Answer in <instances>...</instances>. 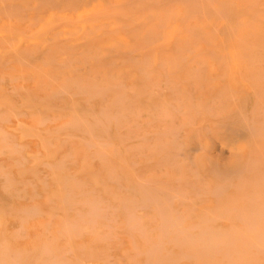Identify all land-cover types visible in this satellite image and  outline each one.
I'll use <instances>...</instances> for the list:
<instances>
[{
    "label": "rangeland",
    "instance_id": "1",
    "mask_svg": "<svg viewBox=\"0 0 264 264\" xmlns=\"http://www.w3.org/2000/svg\"><path fill=\"white\" fill-rule=\"evenodd\" d=\"M138 1H0L2 4L4 2L8 8V10H5L7 13L3 9L0 10V121H2L0 122V127L4 133H7L6 136L10 138L5 139V136H3L4 141L9 142V144L12 142L10 145L6 142L4 143L2 139V143L0 142V149H2L0 150V168L2 169L0 176L3 172L9 173L10 171L8 175L11 178V182L8 185L4 182L3 177H0V211L3 213L0 217L2 219L5 217L3 219L5 224L4 234L3 237L0 236V240L5 239L9 242L11 248L24 251L27 254V262L30 264H36L37 258L34 255L38 252L42 242L50 241L51 239H53L59 251H66L68 248L71 250L73 247V251L66 254V257L76 263L79 262L77 264H100L101 262L103 264H152L145 262L146 254L142 251L147 246L145 238L139 234L138 230H136L137 232L135 230L131 232L132 229L129 227V229H126L127 219L125 220V217L127 218V216L124 215L126 210L124 211L123 208L124 202L132 197H134L132 198L133 200L140 201L139 204H144L141 202V199L143 200L144 198V189L150 193L157 191L161 198H163V195L164 197L168 194L170 195L171 191H166L167 188L171 190V187H174V190L182 189L181 191H186V194L188 193L185 195L187 201L178 200L179 198H174L173 202L172 200L169 201L173 203H169L172 205V208L170 206L171 209L175 210L177 208V210L182 211L180 213H183L185 217L183 222L185 226L197 225V227L206 228L211 226V228L221 231L223 229V232H230L237 237L244 232V228L242 221H239L240 218L236 217L238 214L236 211H239L240 208H250L252 204L249 201L250 199H247L249 198V193L256 189H261L264 192V135L251 138L244 137V139H242L243 137H236L234 141V137L226 129V124L231 123L237 126L241 125V123L243 124L241 120L244 118L240 116L241 114L248 116L257 125H260L258 124V122L261 123L260 121L264 123V84L263 86L261 84L264 83V28H261L264 27V0H215L217 2L208 0L211 7L207 0H198L196 2H194L195 0H189V3H186L187 1H184V3L181 0H175V2L174 0ZM134 2L135 5H132ZM193 3H200V7L198 5L195 6L196 4ZM212 3H215L217 7L212 8ZM253 4L256 5L253 6ZM50 5L52 6L50 7ZM221 6L226 7L227 11L230 10L228 15L221 16L217 12V9H220ZM214 9L216 15H214ZM256 10L258 12L262 11L261 14L263 15L257 13ZM169 13H173L174 16H172L173 14H171L172 17L168 16ZM175 13L176 15L179 13V15L176 16ZM194 13L195 15H193ZM189 15L191 17L194 16L195 19L193 20L194 17L189 18ZM9 17L10 19H8ZM171 18L175 19L172 21ZM236 22H238L237 26H235L237 30L233 29ZM163 29L165 30L162 31ZM244 32L246 33L245 35ZM145 34L147 37L144 36ZM71 60L72 63L70 64ZM68 63L70 68H68ZM143 70H145V73H150L149 75L147 73L149 78H146ZM61 71H63L62 74ZM1 78L4 82L1 81ZM99 79H102L104 83L101 80L99 81ZM114 85H120L121 87L114 88ZM130 86H134V92L133 90L132 92L130 91ZM102 87V90H107L105 92L101 91L100 88ZM98 89L101 92L99 94L96 93L97 96L95 97L94 94L98 92ZM89 91L92 96L88 95ZM68 93H70V96ZM177 93H180L179 96H177ZM121 94H125L122 96V100ZM174 97H176L175 102ZM177 99L179 101L177 102L178 106L182 107L181 110L177 107ZM112 100L114 103H119V105L118 103L115 105L118 109L113 106L114 103L113 105L110 103L113 102ZM254 100L257 102L256 104ZM171 102L173 105H171ZM210 105H212L210 108L212 110L209 109ZM103 107H105V110ZM154 107L159 108L154 109ZM165 107L168 108L166 110L171 114L167 115L168 117L165 114L166 119L163 114ZM101 108L106 112L110 111V115L118 111L121 115L128 117L125 116L126 118L124 119L122 117L118 119L111 117L115 120L110 119L111 122L109 120L110 126L108 127L109 124L107 125V123L109 122H105L106 117L104 120V115L102 118V113L99 114V111L101 112L102 110ZM180 111L182 114H180ZM78 114L79 116H77ZM94 114H97L96 117L98 116L99 119H95ZM92 115L98 121L90 118ZM117 115L119 116V114ZM76 116L81 117L82 121L80 122L82 123H84L86 116H89L86 119L90 121V124H87V120H85L86 124H78ZM1 118L4 120H1ZM74 118H76V122H73ZM100 119L105 124V127L101 125ZM69 121L72 124L67 126ZM179 124L182 126L179 127ZM84 125L88 126L85 128ZM89 125L91 126L90 130ZM134 125H136V128ZM137 125H139V128ZM64 126H67V129ZM174 126L175 128L177 127L176 132L174 131ZM106 127L108 130H106ZM154 127L158 128L159 132ZM171 127L174 129L171 130ZM167 129L170 130L168 131ZM1 130L0 132H2ZM208 130L209 132H207ZM138 131L141 133H138ZM167 131L171 132L172 135L167 134ZM161 132H165L167 136L165 133L161 134ZM4 133L0 134V138ZM84 133L86 134L84 135ZM91 133H93L92 137ZM66 135H73V137H66ZM93 135L95 136L94 138ZM144 137L146 140H144ZM49 138L51 139L49 140ZM175 138H177L176 141ZM42 139H44V142L41 141ZM84 139H87V141ZM89 140L111 142L103 145L104 147L112 145L107 146L103 151V148L87 143ZM164 141L168 143L166 144ZM170 141H172V144H169ZM159 142L165 146H162ZM180 142H182V149H180ZM248 142L249 146L247 145ZM158 143L161 146H158ZM1 144L5 149H3V146L1 147ZM91 145L93 148H91ZM137 145H141V148H138ZM15 146H17L16 150L14 149ZM206 146L207 148H205ZM174 149L176 150L175 153ZM250 149L251 151L255 150L257 156L254 152V154L251 153ZM10 150L13 152L12 154L9 152ZM14 150L18 151L20 156L19 154H14L16 153ZM69 151L71 153L67 156ZM103 152L107 157H102ZM177 152L179 155L180 153L184 155L181 154L179 156ZM175 154L178 157L174 160ZM248 154L249 160L247 161ZM98 155L101 156V159L105 158L106 161L104 159L100 161ZM257 157L260 159H256ZM24 158H26L25 162ZM124 160L127 164H125ZM17 161L25 163V165L22 166L23 164ZM131 161L137 164L129 167L134 164ZM201 161H203V165ZM246 161L251 163L246 167V170L245 167L243 168L239 180L234 177L232 185H228L227 190L225 188L226 193H224V190V194L222 193L221 196L215 195L216 184L222 182V178H217L220 177L217 174V169L225 170L236 165H244ZM198 162L202 166L198 165ZM159 163L163 165L160 166ZM49 164L52 166L56 165V168L53 169L54 166L51 170L52 166ZM122 164H125V168ZM57 165L62 169H59ZM198 166L202 168L200 169ZM127 167L132 170L129 169L127 171ZM132 171L133 173H131ZM63 175L67 176V180L69 179V181H66L67 184ZM108 176H111L110 180H108ZM118 176L121 179L114 180ZM134 176H138L141 181L156 182L157 186L150 184L152 187L155 186L159 189L152 188V190L150 187L151 192L148 189L149 186L146 187V184L144 185L145 188L142 187L143 184L140 187V181ZM147 176L149 177L148 179H146ZM193 176H197V178ZM94 177L97 178V183L102 184L98 185ZM176 178L178 181H176ZM38 179L43 182L47 181L46 184L44 183L45 187L41 186L44 184ZM58 180H60L59 183L56 182ZM111 180L113 181L111 182ZM117 182L128 189H124V187L118 188ZM64 184L67 186V190H72L71 197H73L69 199L71 205L69 202L66 203L63 198V195H65ZM94 184L98 186L95 187ZM160 186H163L162 188L166 187L164 188L165 190H161V192ZM190 186H194V189ZM108 188L109 190L107 191ZM197 188L201 189L196 190L199 198L195 196L196 192H194ZM203 189L207 192H204ZM100 190L101 193L99 192ZM209 190L215 196L210 195ZM104 191L106 194L103 193ZM200 193H205L206 195L203 196ZM101 195L102 197L105 196L103 198L109 201V204L103 205L107 202L102 197H98ZM61 197L63 201L60 200ZM115 197L118 200L115 201ZM120 198H124L121 199L124 201L123 207L121 206L122 201L119 202ZM189 198L194 201L191 203L192 200H189ZM216 198L218 200L217 203L215 201ZM93 199H99L100 202L104 200V203H100V206L102 208L106 207V210L109 209L107 205L114 207L110 208L107 214L105 208H103L101 216L105 214L108 218H116L117 221L113 219L116 222L115 224L113 220L110 223L116 229L104 227V225L107 226L108 219L105 221L103 216V218L100 216L101 219L98 216L94 225L98 234L92 232L94 228L90 227V224L85 223L84 231L82 230V233H78L81 234L78 237L75 235V237H69V240L67 236L64 238V236L59 235L57 231L60 233L61 227L65 222L63 219L78 218L77 213L80 210V213L87 211L89 209L87 202ZM67 204L70 207L66 206ZM150 205L145 204L142 207L141 205L136 207L135 214L141 217L139 219L142 225L146 226L145 229L148 235L156 236L160 218L156 214L155 204L151 203ZM115 206L118 208L117 212H115ZM145 206H149L151 209ZM32 207L38 208L40 212L39 214L36 213L37 210L35 212L37 216L34 215L30 218L31 215L28 214L29 216H26V213L22 211L25 212ZM63 208L67 209L68 213ZM70 209L73 211H69ZM108 212L115 213L113 215L111 213L112 216H110ZM214 212H217L221 218L217 215L219 219L215 221L216 216L210 214ZM147 214L150 216L154 214L155 217H148L149 215ZM204 217L205 219H203ZM20 218L25 221H20ZM207 219L208 221H206ZM20 224L23 225L22 230H24L17 237L18 232L16 231ZM150 227L154 228L155 231L150 230ZM45 228L50 234L47 231L45 232ZM108 230L115 237H104L105 239L111 238V241L109 239L104 241L105 239L103 236L100 237V234L104 235ZM129 230L130 232H128ZM93 233H95L96 237L99 235L100 239L95 238ZM129 233L134 234H131L134 240L129 236ZM67 240L68 243L66 244ZM133 242L135 245L138 244L139 249H142L143 254L141 256L138 251L133 250ZM82 243L83 245H81ZM237 243L242 248L241 241L239 240ZM144 244L146 245L145 247ZM32 247L37 250L34 251L35 248L33 249ZM166 247L167 251H171H168L167 257L164 258V261H166L163 264H171L172 262V264H210V262L228 264L226 257L218 251L216 252L217 254L200 256L201 258L199 256V258L191 257L190 260L183 257V260L180 256L182 248L179 250L172 243ZM185 248L189 249L190 246ZM242 249L246 259L244 262L247 264H264V254L259 253L257 255L250 250ZM32 253L34 254L32 255ZM169 253H171L170 257ZM135 254H138L137 256L139 257L137 258ZM133 255L135 256V262L132 261L134 259ZM31 256L32 259H30ZM130 256H132V259L128 260L127 258ZM76 257H78L79 261ZM167 258L170 259L168 260ZM178 260L179 263L177 262ZM41 264L43 263L41 262Z\"/></svg>",
    "mask_w": 264,
    "mask_h": 264
},
{
    "label": "bare ground",
    "instance_id": "2",
    "mask_svg": "<svg viewBox=\"0 0 264 264\" xmlns=\"http://www.w3.org/2000/svg\"><path fill=\"white\" fill-rule=\"evenodd\" d=\"M1 1V0H0ZM5 1V0H4ZM125 1V0H124ZM132 2H133V0H131ZM138 1V0H137ZM141 1H143V0H141ZM151 1V0H150ZM181 1H187L186 3H189L188 1L189 0H181ZM194 1V0H193ZM196 1H198V0H195L194 2H196ZM215 1V0H214ZM258 1V0H257ZM139 2V1H138ZM174 2H175V0H174ZM180 2V1H179ZM207 2H208V0H207ZM213 2V1H212ZM215 2H217V1H215ZM128 3V2H127ZM140 3V2H139ZM139 3H138V5H139ZM147 3V2H146ZM180 3H182V2H180ZM185 3V2H184ZM211 3V2H210ZM46 4H48V3H46ZM190 4H192V2H190ZM193 4H196V3H193ZM199 4L200 3H197L195 6H199ZM202 4H203V2H202ZM208 4H209V2H208ZM218 4H219V1H218ZM132 5H135V2L132 4ZM137 5V6H138ZM159 5V4H158ZM165 5V4H164ZM204 5V4H203ZM202 5V6H203ZM210 5V7H211V4H209ZM212 8L213 7H217L216 5H215V3H212ZM223 5V4H222ZM256 5V4H255ZM254 4H253V6H255ZM52 5H50V7H51ZM166 6V5H165ZM188 6V5H187ZM219 6V5H218ZM224 6V5H223ZM227 6V5H226ZM136 7V6H135ZM200 7V6H199ZM166 8H168V7H166ZM203 8V7H202ZM211 8V9H212ZM8 10V8H7V6H6V4L3 2V4H2V2L0 3V10ZM12 9V8H11ZM187 10H188V8H186ZM197 9H198V7H197ZM115 10H117V9H115ZM168 10V9H167ZM186 10V11H187ZM205 10V9H204ZM146 11H148L147 9H146ZM199 11H201V10H199ZM211 11V10H210ZM214 11H215V9H214ZM229 12H230V10H228ZM228 11H227V8L226 7H222L221 6V8L220 9H217V12L219 13V14H221V16L222 15H224V16H226V15H228ZM6 13H7V11H5ZM171 12V11H170ZM188 12V11H187ZM204 12V11H203ZM208 12V11H207ZM256 12L257 13H262V11L260 12H258L257 10H256ZM18 13H19V11H18ZM128 13V12H127ZM185 13V12H184ZM189 13H191V12H189ZM196 13V12H195ZM195 13L193 14V15H195ZM211 13V12H210ZM209 13V14H210ZM257 13H256V15H257ZM103 14V13H102ZM149 14V13H148ZM171 14H173V13H171ZM171 14L169 13V15L168 16H170V17H172V16H174V14L171 16ZM192 14V13H191ZM199 14H200V12H199ZM218 14V15H219ZM260 14H259V16H260ZM163 15V14H162ZM175 15H176V13H175ZM179 15V13L176 15V16H178ZM214 15H216V11H215V13H214ZM243 15V14H242ZM261 15H263V14H261ZM8 16V15H7ZM124 16V15H123ZM188 16V15H187ZM205 16V15H204ZM203 16V17H204ZM234 16V15H233ZM258 16V17H259ZM164 17V16H163ZM169 17V18H170ZM191 17V15H189V18ZM192 17H194V16H192ZM191 17V18H192ZM237 17V16H236ZM264 17V16H263ZM263 17H261L262 19H263ZM189 18H187V19H189ZM204 18H206V17H204ZM8 19H10V17L8 18ZM164 19V18H163ZM172 19V21H173V19H175V18H171ZM170 19V20H171ZM187 19H186V21H187ZM195 19V17L193 18V20ZM208 19V18H207ZM206 19V20H207ZM221 19H222V17H221ZM226 19V18H225ZM121 20V19H120ZM165 20V19H164ZM169 20V21H170ZM256 20V19H255ZM264 20V19H263ZM176 21V20H175ZM174 21V22H175ZM199 21V20H198ZM208 21V20H207ZM200 22H202V21H200ZM239 22V21H238ZM238 22H236L235 24L236 25H234V27H233V29H235L236 27L235 26H237V24H238ZM120 23V22H119ZM139 23V22H138ZM169 23H171V22H169ZM185 23H187V22H185ZM189 23V22H188ZM229 23V22H228ZM227 23V24H228ZM260 23V22H259ZM120 26H121V23L119 24ZM136 25H138V24H136ZM165 25V24H164ZM172 25V24H171ZM240 25H242V23H240ZM245 25V24H244ZM257 25H258V23H257ZM118 26V25H117ZM200 26H201V23H200ZM259 26V25H258ZM159 27L161 28V26L159 25ZM162 27H164V26H162ZM185 27V26H184ZM231 27V26H230ZM178 28V27H177ZM251 28H253V27H251ZM261 28H264V27H261ZM166 29V28H165ZM165 29H163L162 31H164ZM191 29V28H190ZM189 29V30H190ZM232 29V30H233ZM255 29V28H254ZM178 30V29H177ZM201 30H202V28H201ZM235 30H237V29H235ZM246 30H247V28H246ZM176 31V30H175ZM192 31V30H191ZM215 31H216V29H215ZM230 31V30H229ZM229 31H228V33H229ZM183 32V31H182ZM189 32V31H188ZM193 32H195V31H193ZM199 32V31H198ZM197 32V33H198ZM233 33H234V31H232ZM237 32V31H236ZM246 32V31H245ZM244 32V35L246 34ZM261 32H263V30H261ZM172 33V32H171ZM214 33H216V32H214ZM264 33V32H263ZM168 34V33H167ZM178 34V33H177ZM194 34V33H193ZM205 34V33H204ZM232 34V33H231ZM243 34V33H242ZM197 35V34H196ZM195 35V36H196ZM144 36H146V34L144 35ZM193 36V35H192ZM192 36H191V38H192ZM147 37V36H146ZM233 37V36H232ZM245 38H246V36H245ZM183 39V38H182ZM199 39V38H198ZM243 39V38H242ZM200 40V39H199ZM240 41H242V42H246V41H243V40H240ZM240 41H239V43H240ZM4 42V41H3ZM182 43V42H181ZM192 43V42H191ZM200 43V42H199ZM207 43H209V42H207ZM242 44V43H241ZM240 44V45H241ZM196 45V44H195ZM249 45V44H248ZM252 45V44H251ZM250 45V46H251ZM197 46V45H196ZM85 47H88V46H85ZM228 47V46H227ZM135 51V50H134ZM187 51V50H186ZM191 51V50H190ZM213 51V50H212ZM61 52H63V51H61ZM227 52V51H226ZM90 53H92V52H90ZM132 53V52H131ZM260 54V53H259ZM20 55V54H19ZM166 55V54H165ZM216 56V55H215ZM219 56V55H218ZM69 57V56H68ZM248 57V56H247ZM252 57V56H251ZM65 58V57H64ZM97 58V57H96ZM154 58V57H153ZM175 58V57H174ZM220 58V57H219ZM257 58H258V56H257ZM60 59V58H59ZM134 59V58H133ZM216 59H217V57H216ZM25 61V60H24ZM173 61V60H172ZM175 61V60H174ZM254 61V60H253ZM258 61V60H257ZM26 62V61H25ZM113 62V61H112ZM139 62V61H138ZM145 62V61H144ZM144 62H143V64H144ZM259 62V61H258ZM27 63H28V61H27ZM26 63V64H27ZM65 63V62H64ZM72 63V60H71V62H70V64ZM163 63V62H162ZM7 64V63H6ZM29 64V63H28ZM70 64L68 63V65H69V67H68V65H67V67L68 68H70ZM154 64V63H153ZM174 64V63H173ZM217 64V63H216ZM65 65H66V63H65ZM164 65V64H163ZM204 65V64H203ZM218 65V64H217ZM159 66H160V64H159ZM165 66V65H164ZM65 67V66H64ZM78 68V67H77ZM176 69H177V67H175ZM204 70V69H203ZM177 71V70H176ZM14 72V71H13ZM21 72V71H20ZM62 72L63 71H61V74H62ZM141 73H145V70H143V72L142 71H140ZM102 73V72H101ZM147 73L148 72H146L145 73V76H146V78L148 77L147 76ZM178 73V72H177ZM150 73H148V75H149ZM49 75V74H48ZM102 75V74H101ZM203 75V74H202ZM47 76V75H46ZM162 76V75H161ZM166 76V75H165ZM263 76H264V74H263ZM14 77V76H13ZM53 77V76H52ZM52 77H50V78H52ZM167 77V76H166ZM149 78V77H148ZM255 78V77H254ZM15 79H17V78H15ZM52 79H54V78H52ZM165 79H167V78H165ZM213 79V78H212ZM4 80V79H3ZM55 80V79H54ZM101 80V82H102V79H99V81ZM161 80V79H160ZM169 80V79H168ZM214 80V79H213ZM263 80H264V77H263ZM1 81H2V78H1ZM56 81V80H55ZM105 81H107V80H105ZM165 81H167V80H165ZM165 81H164V83H165ZM2 82H4V81H2ZM53 82V81H52ZM63 82V81H62ZM83 83V82H82ZM102 83H104V82H102ZM106 83V82H105ZM159 83H160V81H159ZM168 83V82H167ZM57 84V83H56ZM63 84V83H62ZM119 84V83H118ZM262 84V86H263V84L264 83H261ZM159 85V84H158ZM172 85V84H171ZM58 86V85H57ZM61 86V85H60ZM94 86H96V85H94ZM118 86H120V85H114V88L115 87H118ZM121 86H122V83H121ZM120 86V87H121ZM167 86V85H166ZM173 86V85H172ZM180 86V85H179ZM64 87V86H63ZM62 87V89L64 90V88ZM113 87V86H112ZM131 87H132V89H131ZM168 87V86H167ZM183 87V86H182ZM264 87V86H263ZM59 88V87H58ZM57 88V89H58ZM96 88V87H95ZM124 88V87H123ZM174 88V87H173ZM66 89V88H65ZM72 89V88H71ZM71 89H70V91H71ZM103 89V87L102 88H100V90L101 91H104V90H102ZM106 89V88H105ZM122 89V88H121ZM133 89H135L134 88V86H130V91L132 92V90ZM160 89V88H159ZM229 89H230V87H229ZM62 90V91H63ZM79 90H81V89H79ZM93 90H94V88H93ZM99 89H98V92H95V94H94V96L96 97L97 95H96V93L97 94H99V92H101ZM107 90V89H106ZM105 90V91H106ZM66 91V90H65ZM97 91V90H96ZM104 91V92H105ZM175 91V90H174ZM231 91H232V89H231ZM264 91V90H263ZM68 92V91H67ZM93 92V91H92ZM133 92H134V90H133ZM179 92V91H178ZM183 92H184V90H183ZM254 92H256V91H254ZM253 92V93H254ZM90 93V91L88 92V95H91V93ZM125 93V92H124ZM161 93V92H160ZM231 93V92H230ZM67 94V93H66ZM70 93H68V95H69ZM85 94V93H84ZM120 94V93H119ZM173 94V93H172ZM178 94V93H177ZM180 94V93H179ZM179 94L177 95V96H179ZM221 94V93H220ZM63 95V94H62ZM65 95V94H64ZM74 95H76V94H74ZM73 95V96H74ZM125 95V94H124ZM124 95H122L121 94V100H122V96H124ZM152 95V94H151ZM174 95V94H173ZM70 96V95H69ZM92 96V95H91ZM99 96V95H98ZM116 96V95H115ZM174 96H176V95H174ZM114 98H116V97H114ZM135 98V97H134ZM137 98V97H136ZM161 98V97H160ZM175 98L176 97H174V102H175ZM180 98V97H179ZM206 98V97H205ZM216 98V97H215ZM261 99V98H260ZM120 100V101H121ZM206 100V99H205ZM231 100V99H230ZM113 101V100H112ZM116 101V100H115ZM119 101V100H118ZM124 101V100H123ZM122 101V102H123ZM220 101V100H219ZM218 101V102H219ZM177 102H179L178 101V99H177V101H176V103ZM112 105H113V103H114V101L113 102H110ZM116 103H118V102H116ZM116 103H114V105L113 106H115L116 105ZM166 103V102H165ZM170 103V102H169ZM234 103V102H233ZM232 103V104H233ZM254 103L256 104L257 102H255V100H254ZM221 104H223V103H221ZM118 105H119V103H118ZM170 105V104H169ZM171 105H173L172 104V102H171ZM162 106V105H161ZM165 106V105H164ZM235 106V105H234ZM169 107V106H168ZM177 107L178 108H180L179 106H178V103H177ZM212 107V105H210V107H209V109ZM221 107H223V106H221ZM220 107V108H221ZM105 107H103V109H104ZM109 108V107H108ZM115 108H117L116 106H115ZM122 108V107H121ZM158 109L159 107H154V109ZM166 108L167 107H165V112H163V114H164V117H165V119H166V116L168 115H171V114H169V112L166 110ZM182 108V107H181ZM181 108L179 109V110H181ZM102 109V108H101ZM101 110V112L99 111V114L100 113H102V118H103V115H104V120H105V117H106V123L107 122H109V120L110 119H113V120H115L114 118H120V117H122L123 119L124 118H126V117H128V116H126V115H121L120 114V112L118 113V111H116L117 113H115L114 112V114H109V113H111L110 111L109 112H106V111H104V110ZM118 109V108H117ZM140 109H142V108H140ZM168 109V108H167ZM173 110H174V108H172ZM193 109V108H192ZM206 109H208V108H206ZM224 109V108H223ZM84 110V109H83ZM82 110V111H83ZM135 110H137V109H135ZM163 110V111H164ZM205 110V109H204ZM210 110H212V109H210ZM177 111H178V109H177ZM176 111V112H177ZM194 111H195V109H194ZM106 112V113H105ZM126 112V111H125ZM137 112V111H136ZM143 112V111H142ZM159 112V111H158ZM162 112V111H161ZM168 112V113H167ZM207 112H209L208 110H207ZM253 112H254V110H253ZM139 113V112H138ZM137 113V114H138ZM189 113V112H188ZM225 113V112H224ZM89 114V113H88ZM117 114H119V116L117 115ZM162 114V115H163ZM165 114H166V116H165ZM180 114H182L181 113V111H180ZM228 114V113H227ZM226 114V115H227ZM3 115H4V113H3ZM2 115V116H3ZM73 115V114H72ZM91 115V114H90ZM97 115V114H96ZM96 115L94 114V116L92 115L90 118H92V119H97L98 118V116L96 117ZM121 115V116H120ZM77 116H79V114L77 115ZM76 116V118L78 119V121L76 120V118H74V120H73V122L76 120L77 121V123L79 124V123H82V122H80V121H82V119H81V117H77ZM84 116V115H83ZM126 116V117H125ZM154 116V115H153ZM167 116V117H168ZM240 116H242V118H244L243 120H241L242 122H243V124L241 123V125H239V126H237V125H233V124H226L227 125V127H226V129L227 130H229L230 131V134H232V136L234 137V141H235V138L236 137H243L242 139H244V137H249V138H251V137H255V136H258V135H264V123H263V121H260L261 123H259L258 122V124H260V125H257L256 123H254V121L253 120H251L250 118H248V116H245L244 114H241ZM244 116V117H243ZM0 117H1V115H0ZM4 117V116H3ZM71 117V116H70ZM73 117V116H72ZM75 117V116H74ZM89 117V116H88ZM87 116H86V118H88ZM94 117V118H93ZM111 117H114V118H111ZM138 117V116H137ZM161 118H162V116H160ZM163 117V118H164ZM226 117V116H225ZM245 117H247V118H245ZM80 118V119H79ZM83 118V117H82ZM85 118V120H87V124H90L89 122L90 121H88V119H86ZM147 118V117H146ZM175 118H176V116H175ZM241 118V119H242ZM46 119H47V117H46ZM72 119V118H71ZM94 119V120H95ZM99 119V118H98ZM108 119V120H107ZM229 119V118H228ZM1 120H4V119H2L1 118ZM47 120H49V119H47ZM85 120H84V123H82V124H86V122H85ZM126 120H128V119H126ZM146 120V119H145ZM171 120V119H170ZM43 121H45V120H43ZM51 121V120H50ZM75 121V122H76ZM95 121H98V120H95ZM99 121H101V123H99V124H101L102 126H104L105 127V124L102 122V120L100 119ZM228 121V120H227ZM0 122H2V121H0ZM110 122H111V120H110ZM110 122L109 123H107V125H108V127L110 126ZM116 122V121H115ZM150 122V121H149ZM165 122V121H164ZM77 123H74L75 125L77 124ZM118 123H119V121H118ZM117 123V124H118ZM130 123V122H129ZM143 123V122H142ZM146 123V122H145ZM173 123V122H172ZM42 124H44V123H42ZM70 124H72L71 123V121H69L68 122V125L67 126H69ZM77 124V125H78ZM104 124V125H103ZM122 124H123V122H122ZM150 124H151V122H150ZM149 124V125H150ZM65 125V124H64ZM149 125H148V127H149ZM225 125V124H224ZM66 126V127H67ZM85 126V128L88 126H86V125H84ZM115 126H116V124H115ZM136 125H134V127H135ZM152 126V125H151ZM182 125H180L179 124V127H181ZM222 126V125H221ZM20 127V126H19ZM65 127V126H64ZM65 127V128H66ZM90 125H89V130H90ZM137 127L139 128V125H137ZM146 127V126H145ZM148 127H146V128H148ZM165 127V126H164ZM222 127H224V126H222ZM73 128V127H72ZM77 128V127H76ZM120 128V127H119ZM118 128V129H119ZM136 128V127H135ZM140 128H141V126H140ZM155 129H156V127H154ZM163 128V127H162ZM174 128H175V126H174ZM173 128V129H174ZM177 128V127H176ZM176 128H175V132H176ZM67 129V128H66ZM122 129V128H121ZM142 129H145V128H142ZM158 129V128H157ZM156 129V131H158ZM172 129V127H171V130H173ZM0 130H1V127H0ZM104 130V129H103ZM106 130H108L107 129V127H106ZM147 130V129H146ZM168 130V129H167ZM170 130V129H169ZM168 130V131H169ZM181 130V129H180ZM226 130V131H227ZM2 132H0V134L1 133H4L3 132V129L1 130ZM76 131H78V130H76ZM86 131V130H85ZM88 131V130H87ZM91 131H93L92 129H91ZM167 131V132H168ZM144 132H145V130H144ZM159 132V131H158ZM173 132V131H172ZM207 132H209V130L207 131ZM228 132V131H227ZM78 133V132H77ZM90 133V132H89ZM89 133H87V134H89ZM107 133V132H106ZM137 133V132H136ZM138 133H141L140 131H138ZM146 133V132H145ZM165 133V132H164ZM163 132H161V134H164ZM178 133V132H177ZM6 132L4 133V135L2 134V137L0 138V142L2 143V140H3V142L5 143H8L9 144V142H7V141H4L5 139H10V138H8L7 136H6ZM69 134V133H68ZM86 133H84V135H85ZM92 134L93 133H91V137H92ZM147 134V133H146ZM167 134H171V132H168ZM173 134H175L176 135V133H174L173 132ZM165 135H166V133H165ZM172 135V134H171ZM3 136H5V139H4V137ZM64 136V135H63ZM73 137V135H66V137ZM75 137H76V135H74ZM163 136V135H162ZM167 136V135H166ZM77 137H79V136H77ZM85 137V136H84ZM95 136L93 135V138H94ZM153 137H155V136H153ZM165 137V136H164ZM177 137V136H176ZM12 138V137H11ZM98 138H100V137H98ZM129 138V137H128ZM139 138V137H138ZM143 138V137H142ZM141 138V139H142ZM178 138V137H177ZM177 138H175V141L177 140ZM264 138V137H263ZM2 139V140H1ZM41 139V138H40ZM51 138H49V140H50ZM75 139H77V138H75ZM126 139H127V137H126ZM130 139H132L131 137H130ZM133 139H135V138H133ZM137 139V138H136ZM45 140H47L46 138H45ZM80 140H81V138H80ZM84 140H86L87 141V139H84ZM144 140H146L145 139V137H144ZM143 140V141H144ZM149 140V139H148ZM158 140V139H157ZM162 140H163V138H162ZM174 140V139H173ZM250 140V139H249ZM41 141H43L44 142V139H42ZM94 141H96V142H94ZM89 140L87 143H89V144H95V147L97 146V147H99V148H103V151H104V149L107 147V146H111V145H107L106 147H104L103 145H106V143H111V142H103V141H99V142H97L98 140ZM237 141V140H236ZM42 142V143H43ZM72 142V141H71ZM165 142V141H164ZM172 141H170L169 142V144L171 143ZM174 142V141H173ZM51 143H52V141H51ZM84 143V142H83ZM98 145H102L101 147L100 146H98ZM159 143H161V142H159ZM158 143V144H159ZM166 144L168 143L167 141L165 142ZM177 143V142H176ZM181 143L182 142H180V146H181ZM255 143V142H254ZM10 144H12V142L10 143ZM9 144V145H10ZM19 144V143H18ZM72 144V143H71ZM139 144V143H138ZM162 144V146H165V145H163V143H161ZM161 144H159L158 146H161ZM172 144V143H171ZM233 144V143H232ZM247 144V143H246ZM245 144V145H246ZM7 145V144H6ZM20 145H22V144H20ZM44 145V144H43ZM42 145V146H43ZM153 145V144H152ZM184 145V144H183ZM220 145V144H219ZM248 146H249V142H248V144H247ZM3 145L1 144V147H2ZM12 146V145H11ZM46 146V145H45ZM54 146V145H53ZM85 146H87L86 144H85ZM114 146V145H113ZM167 146V145H166ZM176 146V145H175ZM179 146V145H178ZM234 146V145H233ZM7 147H8V145H7ZM6 147V148H7ZM16 147L17 146H15L14 147V149L16 150ZM18 147H19V145H18ZM21 147H23V146H21ZM20 147V148H21ZM27 147V146H26ZM44 147V146H43ZM128 147V146H127ZM137 147L139 148H141V145H137ZM150 147V146H149ZM253 147V146H252ZM9 148H11V147H9ZM8 148V149H9ZM13 148V147H12ZM24 148V147H23ZM91 148H93V146L91 145ZM170 148L172 149V147L170 146ZM199 148H201V147H199ZM205 148H207V146L205 147ZM250 148V147H249ZM3 149H5V147L3 146ZM72 149H74V148H72ZM161 149V148H160ZM176 149V148H175ZM174 149V153H175V150ZM177 149H179V148H177ZM180 149H182V146H181V148ZM195 149V148H194ZM0 150H2V149H0ZM14 150V151H15ZM18 150V149H17ZM88 150H90L89 148H88ZM138 150V149H137ZM197 150V149H196ZM252 150H253V148H252ZM19 151V150H18ZM18 151H15L16 153H14V154H19V152ZM101 151V150H100ZM99 151V152H100ZM154 151H156L155 149H154ZM157 151H159V149H157ZM161 151V150H160ZM192 151H195V150H192ZM250 151H251V149H250ZM1 152V151H0ZM11 154L13 153L11 150L9 151ZM89 152V151H88ZM196 152V151H195ZM255 153V150L254 151H251V153ZM70 153H71V151H69L67 154V156H69L70 155ZM104 153V152H103ZM178 153V152H177ZM253 153V154H254ZM97 154H99V153H97ZM143 154V153H142ZM181 154H183V153H180V155H179V153H178V155L179 156H181ZM196 154V153H195ZM256 154V153H255ZM178 155L177 154H175V156H174V160H175V158H177L178 157ZM184 155V154H183ZM183 155H182V157H183ZM12 156V155H11ZM19 156H20V154H19ZM21 156H22V154H21ZM40 156V155H39ZM64 156H66V155H64ZM99 157V159H100V161H102V159H104V161H106L105 160V158H100L101 156L100 155H98ZM104 156H106L105 155V153L103 154V156L102 157H104ZM256 156H257V154H256ZM23 157H25L24 155H23ZM71 157V156H70ZM107 157V156H106ZM168 157V156H167ZM188 157V156H187ZM254 157H255V155H254ZM65 158V157H64ZM73 158V157H72ZM26 158H24V162L26 161L25 160ZM193 159V158H192ZM256 159H260V158H256ZM37 160V159H36ZM63 160V159H62ZM61 160V161H62ZM65 160V159H64ZM71 160V159H70ZM123 160V159H122ZM162 160V159H161ZM198 160H199V158H198ZM236 160V159H235ZM238 160V159H237ZM249 160V154H248V159H247V161ZM60 161V162H61ZM125 161V160H124ZM159 161H160V159H159ZM186 161V160H185ZM190 162H191V160H189ZM246 161V163H244V165H236V166H234V167H230V168H228V169H225V170H220V169H217V174H219L220 175V177H217L218 179L219 178H222V182L221 183H217L216 185H217V187H216V189H214L215 190V192L213 191V188H212V191L214 192V194L215 195H217V196H221L222 195V193H223V191L225 190V188H226V190L228 189V185H232V179L234 178V177H237L238 178V180H239V176H240V174L243 172V168L245 167V170H246V167L247 166H249V163H251V162H247ZM252 161V160H251ZM255 161V160H254ZM254 161H253V163H254ZM18 163H20V161H17ZM132 163H134V164H131V166H129V165H126V166H129V167H132V165H136L135 164V162H133V161H131ZM147 162H149L148 160H147ZM172 162V161H171ZM176 162V161H175ZM183 162V161H182ZM181 162V163H182ZM193 162V161H192ZM199 162H200V160H199ZM199 162H198V165H201V164H199ZM203 161H201V163H202ZM239 162V161H238ZM44 163V162H43ZM55 163V162H54ZM62 163H64L63 161H62ZM61 163V164H62ZM121 163V162H120ZM124 163V162H123ZM210 163V162H209ZM20 164H23V163H20ZM20 164H17V165H19V166H21ZM125 164H127L126 163V161H125ZM125 164H122L123 165V167L125 166ZM160 164V166L161 165H163V164H161V163H159ZM175 164V163H174ZM194 164V163H193ZM239 164V163H238ZM25 165V163L22 165V166H24ZM44 165V164H43ZM42 165V166H43ZM50 165V164H49ZM62 165H64V164H62ZM155 165V164H154ZM196 165V164H195ZM202 165H203V163H202ZM201 165V166H202ZM45 166V165H44ZM50 166H52V165H50ZM55 166V167H54ZM54 166H52L50 169L52 170V168L53 169H55L56 168V165H54ZM59 165H57V167H58ZM152 166H153V164H152ZM159 166V167H160ZM46 167V166H45ZM134 167V166H133ZM204 167V166H203ZM2 168H4V167H2ZM7 168V167H6ZM46 168H48V167H46ZM59 169H62L61 167H58ZM115 168V167H114ZM120 168H122V167H120ZM125 168V167H124ZM152 168V167H151ZM198 168H200V166H198ZM202 168V167H201ZM200 168V169H201ZM249 168V167H248ZM1 169V168H0ZM67 169H69V168H67ZM123 169V168H122ZM126 169H128V167L126 168ZM130 170H132L131 168H129ZM129 169L127 170V171H129ZM196 169V168H195ZM20 170V169H19ZM18 170V171H19ZM28 170V169H27ZM26 170V171H27ZM134 170V169H133ZM148 170H149V167H148ZM151 170V169H150ZM182 170V169H181ZM197 170V169H196ZM196 170H194V171H196ZM244 170V171H245ZM0 171H2V169L0 170ZM126 171V170H125ZM183 171V170H182ZM193 171V172H194ZM20 172V171H19ZM25 172V171H24ZM63 172V171H62ZM114 172V171H113ZM122 172V171H121ZM135 172V171H134ZM186 172V171H185ZM189 172H190V170H189ZM197 172H198V170H197ZM215 172V171H214ZM247 172H249V171H247ZM9 173H10V171H9ZM9 173H6V171L5 172H3L2 173V175L0 176V177H3V179H4V182L6 183V184H10V182H11V178L9 177ZM12 173V172H11ZM26 173V172H25ZM110 173H112V172H110ZM123 173V172H122ZM131 173H133V171L131 172ZM149 173V172H148ZM116 174V173H115ZM126 174V173H125ZM127 174H128V172H127ZM152 174V173H151ZM215 174H216V172H215ZM20 175V174H19ZM57 175V174H56ZM68 175H71V174H68ZM61 176V175H60ZM64 176V175H63ZM73 176V175H72ZM139 176V175H138ZM138 176L137 177H135L134 176V178H136L138 181H140L139 183V185H140V187H141V185H142V187H144V185L146 184V187L147 186H149L148 187V189L150 188V189H152V188H154V189H156L157 188V190L159 189L158 187H155V186H153L152 187V185L150 184V183H152V182H149V181H147V180H143V181H141V179H139L138 178ZM182 176V175H181ZM13 177V176H12ZM18 177H20V176H18ZM97 177V176H96ZM110 177L111 176H108V180H110ZM130 177V176H129ZM194 177V176H193ZM67 178V176H64V179H66ZM71 178V177H70ZM149 177L147 176L146 177V179H148ZM194 178H197V176H195ZM203 178V177H202ZM242 178V177H241ZM94 179H96L95 180V182L97 181V178H95L94 177ZM115 179H118V180H120L121 178L118 176V178L116 177V178H114V180ZM38 180H40V179H38ZM72 180H73V177H72ZM244 180V179H243ZM15 181V180H14ZM20 181V180H19ZM41 181V180H40ZM40 181H39V183H40ZM66 181H69V179L67 180H65V182ZM102 181V180H101ZM113 180H111V182H112ZM129 181V180H128ZM176 181H178V179L176 178ZM179 181H180V177H179ZM199 181V180H198ZM198 181H197V183H198ZM43 181H41V183H42ZM56 182H60V180H58V181H56ZM64 182V183H65ZM74 182V181H73ZM144 182V183H143ZM211 182H212V180H211ZM30 184H31V182H29ZM46 184L47 183V181H44L43 182V184ZM97 183V182H96ZM24 184V183H23ZM45 184L44 185H41L42 187L44 186L45 187ZM66 184H67V182H66ZM98 185L99 184H102V183H97ZM117 184V186H118V188L119 187H124V186H122V185H119L118 184V182L116 183ZM152 184H155L156 185V182H153ZM200 184V183H199ZM238 184V183H237ZM236 184V185H237ZM3 185V184H2ZM33 185V184H32ZM48 185V184H47ZM75 185H76V183H75ZM98 185H95L94 184V186L96 187V186H98ZM215 185V184H214ZM213 185V186H214ZM4 186V185H3ZM11 186H12V184H11ZM108 186H110V185H108ZM111 186H113V185H111ZM157 186V185H156ZM206 186H208V185H206ZM205 186V187H206ZM241 186V185H240ZM244 186V185H243ZM5 187V186H4ZM47 187V186H46ZM65 187V192H64V194L65 195H63V198L65 199V202L66 203H68L69 202V199L70 198H72L71 197V192H72V190L71 191H69V189L67 190L66 189V185L64 184L63 185V188ZM161 187V186H160ZM163 187V186H162ZM161 187V188H162ZM190 187H192V186H190ZM203 187V186H202ZM214 187V188H215ZM230 187V186H229ZM8 188V187H7ZM106 188H107V186H106ZM112 188V187H111ZM121 188V189H122ZM145 188V187H144ZM160 188V191L162 190H165L164 188H166V187H164V188H162L161 189ZM204 188V187H203ZM234 188V187H233ZM236 188V187H235ZM259 188V187H258ZM23 189V188H22ZM34 189V188H33ZM32 189V190H33ZM44 189V188H43ZM43 189H42V191H43ZM124 189H128V188H126V187H124ZM149 189V190H150ZM173 189V190H172ZM177 189V188H176ZM192 189H194V186L192 187ZM239 189V188H238ZM4 190V189H3ZM8 190V189H7ZM109 190V188L107 189V191ZM146 189H144L143 191L145 192L144 193V198H143V200L141 199V202H143L144 204H139V202H137L136 200H133L132 198H134V197H132L131 199H127V201L126 202H124L123 200H121V199H124V198H120V200H119V202L120 201H122L121 202V206H122V204H123V202L125 203V205H124V211L126 212L124 215H126L127 216V218L125 217V220H126V225H127V228L126 229H132L131 230V232L133 231V230H135V232H137L136 230H138L139 231V234H141L142 236H143V238H145V244H147V246L144 244V247L146 246V248L144 249V250H142V249H139L138 248V244L137 245H135V243H134V246H132V248H133V250L135 249L136 251H138L139 253V255L141 256L142 254H143V252L146 254H144L145 255V258H146V261L145 262H148V263H159V264H163V262H165L164 261V258L165 257H167V253H168V251H171V250H168L167 251V247L166 246H168L169 244H175L176 245V247L180 250V248H182V250H180L181 252H180V256H181V258L183 259V257H186V259H188V260H190L191 259V257L193 258V257H200V256H207V255H211V254H215L217 251L218 252H220V253H222L223 254V256L224 257H226V259H227V263L228 264H247L246 262H244V260H246L244 257V251H243V249L242 248H245L246 250H250L252 253H255V254H259V253H262V254H264V192L261 190V189H256V190H254L252 193H249L250 195H249V198H247V199H250L249 201H251V206H250V208H240V210L239 211H236L238 214V216L236 215V217H239L240 218V220H239V218H237L239 221H242V223H243V228H244V232H242L241 233V235L239 236V237H237V236H235V235H233L232 233H230V232H223V229H222V231L221 230H218V229H214V228H211V226H209L208 228H206V227H197V225H190V226H185L184 225V215H183V213H180V212H182V211H179V210H177V208L175 209V210H173V209H171L172 208V205H170L169 203H171V202H169L170 200H172V202L174 201V198H179L178 200H185V201H187L186 200V198H185V195H187L186 194V191H181V190H174V187L172 188L171 187V190L170 189H166V191L167 190H169L168 192H170V195L168 194L166 197H164V195L162 196L163 198H161L159 195H158V193H157V191H155V192H153V193H150L148 190H146ZM153 190V189H152ZM196 190L198 191V190H201V189H195V191L194 192H196ZM211 190V189H210ZM209 190V191H210ZM226 190H225V192L224 193H226ZM33 191H35V190H33ZM45 191V190H44ZM105 191H106V189H105ZM103 192L104 194H106V192ZM151 191V190H150ZM161 191V192H162ZM188 191V190H187ZM203 191H204V189H203ZM206 191V190H205ZM204 191V192H205ZM90 192V191H89ZM92 192H93V190H92ZM100 193H101V190L99 191ZM152 192V191H151ZM207 192V191H206ZM88 193V192H87ZM100 193H98V194H100ZM102 193V194H103ZM223 193V194H224ZM82 194H84V193H82ZM103 194V195H104ZM192 194V193H191ZM201 194V193H200ZM199 194V195H200ZM78 195H80V194H78ZM135 195V194H134ZM201 195H203V196H205L206 194L204 193V194H201ZM210 195H212V192L210 191ZM215 195H212V196H215ZM65 196V197H64ZM116 196V195H115ZM120 196V195H119ZM195 196H197L198 197V195H197V192L195 193ZM18 197V196H17ZM98 197H102V195L101 196H98ZM103 197H105V196H103ZM102 197V198H103ZM245 197V196H244ZM248 197V196H247ZM19 198V197H18ZM62 198V197H61ZM60 198V200H62L63 201V198L61 199ZM94 198H95V196H94ZM117 198L119 199V197H118V195H117ZM141 198V197H140ZM180 198H182V199H180ZM199 198V197H198ZM104 199V198H103ZM115 199V201L116 200H118V199H116V197L114 198ZM135 199H137V198H135ZM188 199V198H187ZM191 198H189V200H190ZM102 200V199H101ZM104 200L107 202V203H104ZM104 200H102L101 202L99 201V199L98 200H89L87 203H88V205H89V209L87 210V211H85L84 213H80L81 212V210H80V212H78L77 213V216H78V218H73V219H67V218H65V219H63V220H65V222L63 223V225H62V227H61V230H60V233H59V231H57V233L59 234V235H62V236H64V238H66V236L69 238H72V236L73 237H75V235L78 237L79 235H81V234H78V233H82V230L84 231V229H83V227L85 228V223H87V224H90V227H92V228H94V225H95V223H96V218L99 216H101V214H102V209L103 208H105V210H106V207H101L100 205L102 204V203H104L103 205H105V204H109V201H107L106 199H104ZM109 200V199H108ZM188 200V201H189ZM192 200V199H191ZM197 200H200V199H197ZM61 201V202H62ZM194 200H192L191 201V203L193 202ZM216 203H217V198H216ZM71 202V201H70ZM69 202V204L71 205V203ZM84 202V201H83ZM176 202H178L177 200H176ZM184 202V201H183ZM79 204H80V202H78ZM78 203H76V204H78ZM101 203V204H100ZM151 203H153V204H155V207H156V214H158V216H159V220H160V222H159V225H158V233H157V235L156 236H149L148 235V233H147V230L145 229L146 228V226H143L142 225V223H141V221H140V219H141V217L139 216L138 217V215H136L135 214V211L137 210H135V208L136 207H138V206H140L141 205V207H142V205H147V204H149V206H151L150 204ZM210 203V202H209ZM81 204H83V203H81ZM84 204H86L85 202H84ZM171 204H173V203H171ZM188 204H189V202H188ZM193 204H195V203H193ZM66 206H68V204L66 205ZM148 206V207H149ZM170 206H171V208H170ZM179 206V205H178ZM68 207H70V206H68ZM82 207V206H81ZM113 206L112 205H107V208H112ZM116 207V206H115ZM146 207V206H145ZM148 207H146V208H148ZM183 207V206H182ZM83 208V207H82ZM114 208V207H113ZM122 208V209H123ZM150 208V207H149ZM13 209V208H12ZM52 209V208H51ZM64 209V208H63ZM108 209V210H109ZM116 209V211L115 212H117V210H118V208L116 207L115 208ZM114 209V210H115ZM139 209V208H138ZM140 209H142V208H140ZM144 209V208H143ZM151 209V208H150ZM219 209V208H218ZM227 209H229V208H227ZM236 209V208H235ZM38 210V208H36V207H32L31 209H29V210H27V211H22L23 213H26L25 215L27 216L28 214L29 215H31V217L30 218H32L36 213H38L39 214V210ZM56 210V209H55ZM65 210V212L66 213H68L67 212V209H64ZM108 210H106L105 212H106V214H107V211ZM206 210V209H205ZM37 211V212H36ZM69 211H73L72 209H70ZM79 211V210H78ZM228 211V210H227ZM229 211H232V210H229ZM7 212V211H6ZM21 212V213H22ZM36 212V213H35ZM64 212V211H63ZM75 212H76V210H75ZM115 212H111L112 213V215L115 213ZM143 212V211H142ZM184 212V211H183ZM207 212H209V211H207ZM211 212V211H210ZM219 212H220V209H219ZM57 213V212H56ZM111 213L110 212H108V214H110V216H112L111 215ZM195 213V212H194ZM3 213H1V211H0V215H2ZM79 214V215H78ZM154 214H155V209H154ZM154 214L153 215H151L152 217L154 216ZM211 215L213 214V216H216V218L214 219L215 221H216V219H219V218H221V216H219L218 215V213L217 212H214V213H210ZM28 215V216H29ZM147 215H149V214H147ZM190 215V214H189ZM206 215H208V214H206ZM217 215H218V217H217ZM5 216H7V215H5ZM35 216H37V215H35ZM39 216V215H38ZM54 216H58V215H54ZM76 216V215H75ZM104 218H103V217ZM101 217L103 218V219H105V221H107L106 219H108V221H107V226H105L104 225V227H109V228H113V229H116V227H113L110 223H111V220H115L116 218H108V217H106V215L105 214H103ZM145 216V215H144ZM150 215L148 216V217H151ZM212 216V217H213ZM228 216V215H227ZM62 217V216H61ZM101 217H100V219H101ZM155 217V216H154ZM198 217V216H197ZM200 217V216H199ZM5 218V217H4ZM3 218V219H4ZM28 218V217H27ZM26 218V219H27ZM36 218V217H35ZM63 218V217H62ZM140 218V219H139ZM190 218V217H189ZM214 218V217H213ZM212 218V219H213ZM1 217H0V233H1V235L0 236H2L3 237V234H4V229H5V224H4V220H3ZM67 219V220H66ZM156 219V218H155ZM203 219H205V217L203 218ZM227 219H228V217H227ZM25 221V220H23L22 218H20V221ZM114 220H113V223L115 224L116 222H114ZM202 220V219H201ZM209 220H211V219H209ZM226 220V219H225ZM50 221V220H49ZM116 221H117V219H116ZM152 221H153V219H152ZM203 221V220H202ZM206 221H208V219L206 220ZM228 221V220H227ZM28 222V221H27ZM152 223V222H151ZM21 224H22V222H21ZM20 224V226L18 227V230L16 231V232H18V236L17 237H19V234H21L22 232H23V230H22V226L23 225H21ZM105 224V223H104ZM152 224H154V223H152ZM49 225V224H48ZM97 225V224H96ZM102 225V224H101ZM118 225V224H117ZM126 225H125V227H126ZM89 227V226H88ZM100 227V226H99ZM98 227V229L100 230V228ZM129 227V228H128ZM154 227V226H153ZM232 227V226H231ZM239 227H240V225H239ZM40 228V227H39ZM49 228V227H48ZM92 228H90L91 230H92ZM103 228V227H102ZM106 228V229H107ZM111 228V229H112ZM124 228V227H123ZM221 228V227H220ZM241 228V227H240ZM47 228H45V232L47 231L48 232V230H46ZM43 230V229H42ZM150 230H154V228H152V227H150ZM155 231V230H154ZM25 232V231H24ZM42 232V231H41ZM92 232H95V233H97L96 231H95V228H94V231H92ZM103 232V231H102ZM105 232V231H104ZM128 232H130V230L128 231ZM150 232H152V231H150ZM241 232V231H240ZM239 232V233H240ZM49 233V232H48ZM95 233H93V235L95 236ZM42 234V233H41ZM50 234V233H49ZM78 234V235H77ZM98 234V233H97ZM130 235V237L132 236V235H134V234H132V233H129ZM132 234V235H131ZM138 234V233H137ZM85 235V234H84ZM34 236V235H33ZM39 236V235H38ZM94 236H93V238H94ZM101 236H103V238L104 237H112L113 235H112V232H110L109 230H108V232H106L104 235L102 234H100V237ZM113 237H115V235L113 236ZM139 237H140V235H139ZM52 238V237H51ZM70 238H69V240H70ZM95 238H98V239H100L99 238V235H98V237H96L95 236ZM133 240H134V238L133 237H131ZM142 238V239H143ZM55 240H56V238H54ZM90 239V238H89ZM88 239V240H89ZM105 239V238H104ZM106 239H111V238H106ZM106 239L104 240V241H106ZM114 240V239H113ZM132 240V241H133ZM241 241V243H242V248H240V246H239V244L237 243L238 241ZM111 241V240H110ZM131 241V242H132ZM142 241V240H141ZM90 242V241H89ZM88 242V243H89ZM93 242H94V240H93ZM143 242V241H142ZM68 243V240L66 241V244ZM91 243H92V241H91ZM113 243V242H112ZM169 243V244H168ZM86 244V243H85ZM107 244V243H106ZM121 244V243H120ZM119 244V245H120ZM132 244V243H131ZM168 244V245H167ZM81 245H83V243L81 244ZM20 246V245H19ZM68 246H69V244H68ZM80 246V245H79ZM78 246V247H79ZM87 246V245H86ZM107 246V245H106ZM188 246H190V248L189 249H187V248H185V247H188ZM82 247H84V246H82ZM82 247H80V248H82ZM90 247V246H89ZM33 248V247H32ZM35 248V247H34ZM33 248V249H34ZM38 248V247H37ZM122 248V247H121ZM142 248V247H141ZM33 249H32V252H33ZM72 249H73V247H72ZM70 250L69 248H68V250H66V251H59V249H57V247L55 246V244H54V242H53V239H51L50 241H46V242H42V244L40 245V248L38 249V252H34L35 253V255H34V257H36L37 259V261L35 262L36 264H41V262L43 263V264H77V263H79V262H74V260H69L67 257H66V254H69V253H71V251H73V250ZM84 249H85V247H84ZM37 249L35 248V250L34 251H36ZM81 250H83V248L81 249ZM80 250V251H81ZM87 250V249H86ZM90 250V249H89ZM134 250V251H135ZM143 252H142V251ZM26 251V250H25ZM126 251V250H125ZM27 252H29V251H27ZM34 253H32V255L34 254ZM89 253V252H88ZM124 254H126V253H124ZM137 254V255H138ZM171 253H169L168 255H169V257L171 256L170 255ZM217 254V253H216ZM37 255V256H36ZM88 255V254H87ZM128 255V254H127ZM136 255V254H135ZM136 255V257L138 258L139 256H137ZM74 256V255H73ZM90 256V255H89ZM134 256V255H133ZM190 257V258H189ZM198 257V258H199ZM222 257V256H221ZM77 259H78V257H76ZM75 258V260H77ZM90 258H92L91 256H90ZM110 258V257H109ZM109 258H108V260H109ZM112 258V257H111ZM134 259L132 260L133 262H135L136 260H135V256L133 257ZM201 258V257H200ZM219 258V257H218ZM27 254L24 252V251H22V250H19V249H13V248H11V246H10V244H9V242L7 241V240H5V239H2V240H0V264H30V263H28L27 262ZM30 259H32V256H31V258ZM128 260H130V259H132V256H130V257H128L127 258ZM141 259V258H140ZM168 259V258H167ZM170 259V258H169ZM168 259V260H169ZM171 259H173V258H171ZM181 259V260H182ZM206 259V258H205ZM211 259H213V258H211ZM220 259V258H219ZM41 261V262H39V261ZM108 260H106V261H108ZM145 260V259H144ZM184 260V259H183ZM255 260V259H254ZM78 261H79V259H78ZM81 261V260H80ZM102 261H103V259H102ZM171 261V260H170ZM173 261H175V260H173ZM221 261H222V258H221ZM39 262V263H38ZM109 262V261H108ZM168 262V261H167ZM178 263H179V260L177 261ZM176 262V263H177ZM208 262V261H207ZM102 264H103V262H101ZM100 263V264H101ZM139 263V262H138ZM169 263H171V262H169ZM173 263V262H172ZM171 263V264H172ZM217 263V262H216ZM220 263V262H219ZM121 264V263H120ZM133 264V263H132ZM145 264V263H144ZM193 264V263H192ZM210 264H215V263H213V262H210Z\"/></svg>",
    "mask_w": 264,
    "mask_h": 264
}]
</instances>
